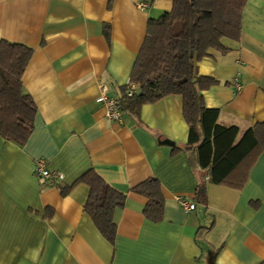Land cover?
Here are the masks:
<instances>
[{"label": "crops", "instance_id": "0c3cea01", "mask_svg": "<svg viewBox=\"0 0 264 264\" xmlns=\"http://www.w3.org/2000/svg\"><path fill=\"white\" fill-rule=\"evenodd\" d=\"M173 0H0V41L33 49L22 75L36 106L23 146L0 137V264H262L264 263V151L244 162L234 189L213 184L187 142L180 96L142 106L139 119L105 117L99 85L122 97L144 42L147 24ZM143 5V8H139ZM195 64L217 84L202 92L217 123L239 137L264 121V0H247L238 41L222 40ZM241 86L236 90L235 83ZM46 161L63 176L49 186L33 173ZM126 198L114 211L109 244L84 214L89 189L71 186L89 170ZM160 184L162 219L143 215L146 199L132 189ZM204 187V199L196 196ZM195 204L185 213L175 200Z\"/></svg>", "mask_w": 264, "mask_h": 264}, {"label": "trees", "instance_id": "16d2710c", "mask_svg": "<svg viewBox=\"0 0 264 264\" xmlns=\"http://www.w3.org/2000/svg\"><path fill=\"white\" fill-rule=\"evenodd\" d=\"M246 2L173 0L170 11L148 21L145 39L129 78L128 85H135L136 90L128 97L127 85L118 99L123 113L137 120L142 106L167 96H180L182 116L189 131L186 144L173 146L174 150H193L198 167L207 171L211 183L234 189L242 187V181L233 180L237 169L264 151V121L247 129L239 139L236 126L218 125L219 110L208 108L202 95L217 81L198 76L195 64L207 57L210 50L226 53L223 39L239 40ZM32 54L29 46L0 41V137L17 146H23L29 139L36 116L35 103L22 83ZM77 184L89 189L84 214L113 245L116 236L113 214L123 207L126 196L93 169L71 186L61 187V195L66 196ZM132 192L146 199L145 218L159 222L164 201L158 180L146 179ZM196 196L204 199L203 185L198 186Z\"/></svg>", "mask_w": 264, "mask_h": 264}, {"label": "built area", "instance_id": "2783aa9c", "mask_svg": "<svg viewBox=\"0 0 264 264\" xmlns=\"http://www.w3.org/2000/svg\"><path fill=\"white\" fill-rule=\"evenodd\" d=\"M140 9L143 8V5L138 6ZM235 87L237 91H240L241 86L236 82ZM136 90L135 85H128L127 96L131 97ZM99 96L97 102L102 106L105 111V117L116 124L123 123L124 113L120 107V102L118 99H114L108 95V89L104 84L99 85ZM34 176L42 181L43 183L49 186H61L63 181V176L59 172L51 171L45 160L39 159L35 162ZM175 200L177 201L179 207L185 212H191L195 209V204L189 202L182 196H176Z\"/></svg>", "mask_w": 264, "mask_h": 264}]
</instances>
